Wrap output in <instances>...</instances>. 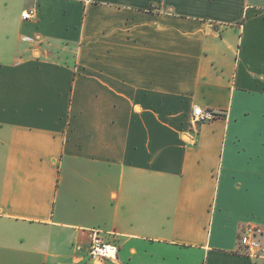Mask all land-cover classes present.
Returning a JSON list of instances; mask_svg holds the SVG:
<instances>
[{"label":"crops","instance_id":"obj_1","mask_svg":"<svg viewBox=\"0 0 264 264\" xmlns=\"http://www.w3.org/2000/svg\"><path fill=\"white\" fill-rule=\"evenodd\" d=\"M248 222L264 245L263 2L0 0V264H102L90 229L103 264H254Z\"/></svg>","mask_w":264,"mask_h":264},{"label":"built area","instance_id":"obj_2","mask_svg":"<svg viewBox=\"0 0 264 264\" xmlns=\"http://www.w3.org/2000/svg\"><path fill=\"white\" fill-rule=\"evenodd\" d=\"M23 21L36 19V12L33 9L21 13ZM23 42L32 43L35 40L23 37ZM217 118V114L211 110L194 108L191 117V124H204ZM263 229L258 224L248 222L239 228L237 247L238 253L248 257L254 264H264V245L261 242ZM78 252H83L93 262L105 263L115 259L116 247L106 239L99 230L90 229L83 234V239L76 245Z\"/></svg>","mask_w":264,"mask_h":264},{"label":"rangeland","instance_id":"obj_3","mask_svg":"<svg viewBox=\"0 0 264 264\" xmlns=\"http://www.w3.org/2000/svg\"><path fill=\"white\" fill-rule=\"evenodd\" d=\"M257 1H259V2H263V3H264V0H257Z\"/></svg>","mask_w":264,"mask_h":264}]
</instances>
